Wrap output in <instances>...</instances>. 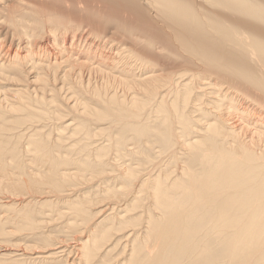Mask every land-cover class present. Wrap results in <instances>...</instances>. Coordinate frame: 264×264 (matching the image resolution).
Listing matches in <instances>:
<instances>
[{
  "label": "bare ground",
  "instance_id": "bare-ground-1",
  "mask_svg": "<svg viewBox=\"0 0 264 264\" xmlns=\"http://www.w3.org/2000/svg\"><path fill=\"white\" fill-rule=\"evenodd\" d=\"M63 100L69 147L61 127L43 134ZM120 159L105 198L140 208L145 193L161 213L144 209L143 264H264V0H0V192L71 194ZM93 201L68 211L85 220ZM120 218L115 232L132 223Z\"/></svg>",
  "mask_w": 264,
  "mask_h": 264
},
{
  "label": "rangeland",
  "instance_id": "rangeland-1",
  "mask_svg": "<svg viewBox=\"0 0 264 264\" xmlns=\"http://www.w3.org/2000/svg\"><path fill=\"white\" fill-rule=\"evenodd\" d=\"M53 1H64L66 3V0ZM57 98L61 99L60 97ZM237 99L240 100V98ZM68 102L69 101L63 100L59 106H56L58 112V114H56V117L58 119L53 116V120L45 126L43 132V134L49 133L51 135V138H54L57 137V132H59L58 134L61 133L60 131L62 129V133L65 135L63 139L64 141L62 140L64 144L67 143V138L71 134L70 132L69 134L68 131L71 130L72 132V129L74 128L71 125H66H68L70 122H73V118L76 116L73 112L65 109V106ZM238 103L242 109L247 107L245 104H243L244 101L242 99L238 101ZM25 112H27V110H25ZM20 113L21 112H19L18 114ZM235 119L239 120V118L236 116ZM31 121H34V118L27 120L26 118L19 117L16 119H12L10 124L12 126L23 125L21 128L23 129V127ZM73 123H75V121ZM65 126L68 128H66ZM86 126L89 127L90 130H94V125ZM23 132L28 133L31 131L24 130ZM98 136L100 138L96 136L97 138L95 137V139L96 141H100L98 143H95L94 146L98 145L101 142L102 136ZM26 139L27 137L22 139V145L25 144L24 141H26ZM68 140V144H66L65 146L69 147L73 144L71 142H73L74 140ZM132 147H134V145ZM139 147L140 148L136 151H140L141 153L145 151L143 146ZM154 155L159 157L158 154ZM26 158H30V156L26 154ZM128 158L130 160V164L136 163V160L130 159V157ZM110 160L114 161L112 157ZM158 160L159 159H157V161ZM180 161L179 163L171 161L169 164H163V171L166 173L167 171L171 172L172 177H176L180 173L179 169L181 170V168H179L182 166L180 165ZM114 164L115 165L113 167L106 165L104 167V171H102L100 175L92 179L88 178V180L86 179L77 181L74 187H69L70 189L74 188V191L71 190V194H67L66 191L69 190L65 189L66 194L63 193L61 195H57V197H54L53 194L56 192L42 194L44 187H35L33 190H27L28 194L26 195H21L20 197L11 195L13 196V198L15 197L14 199H17L13 201V198H10V195H7V192H0V200H2L0 201V229H2L3 226L4 232H8L6 234L0 233V264H85L82 261L83 259L79 260V257L82 254L81 246L83 245V243L86 242L87 239L92 240L96 237H101L103 235L105 236V233H107L109 230H112L109 235L111 238H109V240H106L109 233L108 232L106 238L103 241L99 242V249L95 250L96 254H98L94 259L89 261L90 264H143L142 262L145 256V252L146 250H148L147 247L142 249L140 246L142 242H147L148 240L147 238H144L142 234H140L141 236L139 235V233H142L144 231L143 226L145 225L144 222L146 221L144 217L147 216V212H145L144 209L147 208L149 210L148 213L154 216L153 224H157L159 221H161V213L157 212V210L151 207L150 200H148L150 198H145V193L138 194L141 199V206L145 205L140 208L131 206L130 203L132 198H130V196H127L125 198H123V196H120V199H118L119 201L122 200L120 201V203L116 198L115 200H113V198H111V200L109 197L105 198V192L102 191V189L120 183V180H116V178L114 177H116V173H118L117 170L125 166L126 162L120 159ZM149 165H147L148 169H146L145 172H150L152 174L158 173L161 164ZM177 165H179L178 168ZM172 166L174 168H172ZM113 169L115 170L112 171ZM47 190L50 189L47 188ZM17 194H19V192ZM92 199L95 201H93L92 205L88 208V214H86L87 218L85 219L86 221L82 220L79 217L75 218L71 214L70 211H72V209L70 208L72 204L70 203H73L75 205V203H86L87 201H90ZM99 200H101V203L97 202ZM143 201L145 204H143ZM96 202L98 204H96ZM104 209L108 211H105ZM130 209L132 210L130 211ZM110 210L113 211L111 212ZM143 210L145 216L144 214H142ZM117 214L118 218L112 217ZM121 216H125L126 219L130 218L132 223L125 230H122L121 232H115V230L112 229V225L114 224L115 227H118L120 225V220L123 219L120 218ZM71 222L72 224L77 223L79 227L70 229L68 227V224ZM132 230H135V232H137V235L133 240H130V238L126 239V237L122 239L123 235L127 231L128 234L129 232L131 233ZM155 232L156 230H153L151 234L152 237L153 233ZM149 241V244H153L154 242L152 239H150ZM137 247H140L142 251L137 250ZM46 252H50V254L56 252V254L53 257L50 256L49 258H44V256H47L45 255ZM37 255H40L41 258H39V256Z\"/></svg>",
  "mask_w": 264,
  "mask_h": 264
}]
</instances>
